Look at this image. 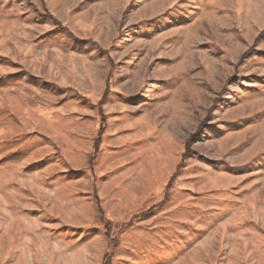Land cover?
I'll list each match as a JSON object with an SVG mask.
<instances>
[{
	"label": "rangeland",
	"instance_id": "obj_1",
	"mask_svg": "<svg viewBox=\"0 0 264 264\" xmlns=\"http://www.w3.org/2000/svg\"><path fill=\"white\" fill-rule=\"evenodd\" d=\"M110 253L264 264V0H0V264Z\"/></svg>",
	"mask_w": 264,
	"mask_h": 264
},
{
	"label": "trees",
	"instance_id": "obj_2",
	"mask_svg": "<svg viewBox=\"0 0 264 264\" xmlns=\"http://www.w3.org/2000/svg\"><path fill=\"white\" fill-rule=\"evenodd\" d=\"M102 121H103V120H102ZM103 132H104V127H103V125H102V126L99 128V130H98L97 137H96V141H95V143H94V145H93V154H92V157H91V164L94 163V161L96 160V157H97L98 154H99V147H100V144H101V136H102ZM186 156H187V150L183 153V155H182V157H181V163H180V165H178L177 170H178L179 168H181L182 161H184V159L186 158ZM173 178H174V177H171V178H170V181H169V183L167 184L166 190H168V188L170 187V184H171ZM95 200H96V202H97L98 199L96 198ZM149 211H150V210H149ZM97 213H98V217H99L98 219H99V221H100L101 223H104V228H105V233H106L105 235L108 237V240H109V250H110V251H113V250L115 249V243H114V239L111 238V237L109 236L110 222H108V221H106V220L103 219V214H102V212H101V210H100L99 207H97ZM111 254H112V253H110L109 255H106V256H105V260H106V261H105L104 264H108V263H109V260H110Z\"/></svg>",
	"mask_w": 264,
	"mask_h": 264
}]
</instances>
